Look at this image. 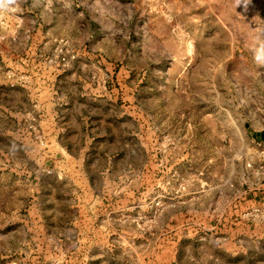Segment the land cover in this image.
<instances>
[{"label":"rangeland","instance_id":"374dc122","mask_svg":"<svg viewBox=\"0 0 264 264\" xmlns=\"http://www.w3.org/2000/svg\"><path fill=\"white\" fill-rule=\"evenodd\" d=\"M0 9V264H264V0Z\"/></svg>","mask_w":264,"mask_h":264},{"label":"clouds","instance_id":"9594fccd","mask_svg":"<svg viewBox=\"0 0 264 264\" xmlns=\"http://www.w3.org/2000/svg\"><path fill=\"white\" fill-rule=\"evenodd\" d=\"M16 3L17 0H0V9L15 11V8H11L10 6ZM254 53L256 61L264 64V42H261L260 46L254 49Z\"/></svg>","mask_w":264,"mask_h":264}]
</instances>
